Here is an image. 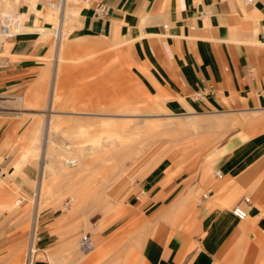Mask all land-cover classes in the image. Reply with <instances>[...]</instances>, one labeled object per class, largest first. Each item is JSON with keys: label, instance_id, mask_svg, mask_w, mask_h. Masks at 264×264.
Returning <instances> with one entry per match:
<instances>
[{"label": "crops", "instance_id": "1", "mask_svg": "<svg viewBox=\"0 0 264 264\" xmlns=\"http://www.w3.org/2000/svg\"><path fill=\"white\" fill-rule=\"evenodd\" d=\"M3 1L1 22L20 30L0 41V93L16 95L44 51L34 32L43 0H15V13L14 0ZM77 1L66 8L79 33L128 48L132 73L166 99L197 149L151 167L119 220L87 236L89 251L49 209L29 224L28 215L0 218V258L32 240L54 264H264V0ZM0 172L13 176V136L1 120ZM237 204L244 220L231 213Z\"/></svg>", "mask_w": 264, "mask_h": 264}, {"label": "rangeland", "instance_id": "2", "mask_svg": "<svg viewBox=\"0 0 264 264\" xmlns=\"http://www.w3.org/2000/svg\"><path fill=\"white\" fill-rule=\"evenodd\" d=\"M49 1L38 3L39 12H33L39 18L34 22L35 31L43 32L36 31V44L44 49L34 59V81L20 94L0 93V120L10 125L13 136V176L0 177V218L28 215L29 224L32 213L38 216L52 209L67 224L76 226L81 243L84 236L119 220L129 197L137 194L139 180L151 167L165 157L189 156L197 147L193 146L192 130L182 127L165 108L166 99L150 95L132 73L128 48L112 45L102 37L82 36L77 13L69 18L67 8L58 55L55 34L59 32V14L49 7ZM77 4V0H68L67 7ZM48 13L51 15L46 16ZM23 24L31 26L32 22L25 20ZM0 26L15 32L1 19ZM80 132L102 144V150L83 157V170H76V161L75 167L66 163L65 170L43 175L46 149L55 155L60 148L71 149L80 141L89 144L88 140L72 138ZM28 244L20 250L10 248L0 264H26ZM46 261L54 264L36 249L30 264Z\"/></svg>", "mask_w": 264, "mask_h": 264}, {"label": "bare ground", "instance_id": "3", "mask_svg": "<svg viewBox=\"0 0 264 264\" xmlns=\"http://www.w3.org/2000/svg\"><path fill=\"white\" fill-rule=\"evenodd\" d=\"M4 2V1H3ZM14 2H15V0H14ZM18 2V1H17ZM67 2H68V0H64L63 1V4H62V6L60 7V8H56V7H53V8H51V9H54V10H56L57 11V13L59 14V19H58V22H57V31L59 30V32L57 33V34H55L56 35V38H57V41H58V47H57V54H58V52H60L61 50V48H60V42H61V40H62V37L64 36V34H62V32H61V30L59 29V25H60V23H61V20H63L62 19V16H64V15H62L63 14V11L65 10V8L67 7ZM15 5V4H14ZM6 5H5V3H3V4H0V8H3V9H5L6 7H5ZM7 6H9V5H7ZM10 7V6H9ZM8 7V8H9ZM7 8V9H8ZM12 8V7H11ZM15 8V7H14ZM5 10V11H7L8 12V10ZM12 10H13V8H12ZM6 12V13H7ZM13 12V11H12ZM9 13H10V11H9ZM8 13V14H9ZM75 13V12H74ZM69 14V13H68ZM67 15V14H66ZM71 15V14H70ZM70 15H68V16H70ZM16 16V15H15ZM72 16V15H71ZM65 17V16H64ZM63 17V18H64ZM67 18V17H66ZM66 18H64V20L66 19ZM67 20V19H66ZM8 27V26H7ZM13 31H16L17 30V28L19 27L18 26V21H16V20H14L13 21ZM8 29V28H7ZM11 29V28H10ZM19 30H20V28H18V32H19ZM21 30H22V28H21ZM36 31H39L40 33H41V31L40 30H36ZM35 30H34V32H36ZM7 32H8V34L9 35H11V36H13V34L12 33H9V31L7 30ZM38 33V32H37ZM43 33V32H42ZM41 33V34H42ZM2 37V36H1ZM59 55V54H58ZM57 55V56H58ZM59 57V56H58ZM59 59H60V57H59ZM57 60V59H56ZM61 61V60H60ZM57 62V61H56ZM58 64H59V62H58ZM57 67H58V65H57ZM56 67V68H57ZM59 70V69H58ZM56 74H57V72H56ZM56 74H54L55 76H56ZM54 76V77H55ZM53 77V78H54ZM57 81V80H56ZM56 83V82H55ZM55 87V86H54ZM57 87V86H56ZM29 98V97H28ZM54 100H53V98H51V102H53ZM50 102V103H51ZM50 108H51V106H50ZM150 108V107H149ZM88 111V110H87ZM136 111H138V112H142L143 114H150V113H152V111L151 110H136ZM135 111V112H136ZM130 112V111H129ZM95 115V114H94ZM91 116V115H90ZM104 116V115H103ZM189 116V115H188ZM186 117V116H185ZM87 119H89V118H87ZM79 120V119H78ZM193 120V119H192ZM191 120V121H192ZM189 121H190V119H189ZM183 122V121H182ZM190 123V122H189ZM192 123V122H191ZM191 123H190V125H191ZM170 124V123H169ZM149 125V124H148ZM150 126V125H149ZM150 128V127H149ZM157 133V132H156ZM151 134V133H150ZM155 134V133H154ZM111 136H108L107 138H110ZM129 137V136H128ZM127 137V138H128ZM73 139H78V140H82V139H85V140H88V142H89V144H86L85 142H83V141H80V142H77V143H75V144H73V146H72V148L70 149H68L67 147H69L70 146V143L68 144L69 146H66V148L67 149H62V148H58L59 149V151L57 150V152H56V150H55V152H56V154L55 155H51V154H54V153H52V151H49V149L47 150L46 149V153H45V157H43V159H42V171L44 170V172H42L43 173V175L44 174H46V172H47V174L49 173V172H57V171H60V170H63L64 168H65V164L67 163L68 165H70L71 167H75L77 164H76V161H78L79 162V165H77L78 167L76 168V170L77 171H80L82 168H83V165L81 164V162H82V159H83V157L87 154V153H90L91 154V152H94V151H97V150H102V148H101V146H102V144H100L97 140H94L93 138L92 139H88V138H85L84 137V135H83V133H79V134H77V135H75L74 137H72ZM120 138V137H119ZM118 138V139H119ZM129 138H132V136L131 137H129ZM113 139L114 138H112V140L111 141H113ZM117 139V138H116ZM117 139V140H118ZM135 139V138H134ZM122 140V139H121ZM129 140V139H128ZM132 140V139H131ZM70 141V140H69ZM109 140H107V142H108ZM114 141H115V139H114ZM116 142V141H115ZM120 142V141H119ZM108 143H110L111 144V142L109 141ZM107 143V147H108V144ZM116 144H117V142H116ZM124 144V143H123ZM115 145V144H114ZM117 145H119V144H117ZM53 146V145H52ZM50 147V146H49ZM118 147V146H117ZM115 148H116V145H115ZM55 149V148H54ZM51 150V149H50ZM112 151V150H111ZM49 152H51V154L49 153ZM54 152V151H53ZM100 152H102V151H100ZM73 155L74 156V159H68L67 157H68V155ZM89 154V155H90ZM44 155V154H43ZM87 156H88V154H87ZM91 156V155H90ZM47 157H49V160H47L48 158ZM72 163V164H71ZM65 170V169H64ZM83 170V169H82ZM111 170V169H110ZM111 172V171H110ZM60 174V173H59ZM108 174V173H107ZM49 175V174H48ZM90 178V177H89ZM44 179V178H43ZM56 181V180H55ZM63 185V184H62ZM65 186V185H64ZM66 187V186H65ZM41 192V191H40ZM35 194V193H34ZM31 241V250L33 251V248H34V243H33V241L32 240H30ZM82 244V243H81ZM81 247H82V245H81ZM31 262H30V258H29V260L28 261H26V264H30Z\"/></svg>", "mask_w": 264, "mask_h": 264}, {"label": "built area", "instance_id": "4", "mask_svg": "<svg viewBox=\"0 0 264 264\" xmlns=\"http://www.w3.org/2000/svg\"><path fill=\"white\" fill-rule=\"evenodd\" d=\"M63 1L64 0H50L49 1V7L50 8H53V7H56V8H60L63 4ZM84 2H89L90 0H83ZM247 2H251V0H247ZM102 10V9H101ZM0 36H2L3 38H6V37H10L11 35L8 34L7 32V29L3 26H0ZM205 92H207L208 94H212V90L211 88H206L205 89ZM193 98L195 100H199L200 99V94L199 93H195ZM72 164V163H71ZM216 175L218 176V172L216 173ZM2 176L1 172H0V177ZM242 203L245 204V205H249V199L248 198H243L242 200ZM231 213L239 220H244L246 217H247V212H246V209L243 208L240 204H237L235 205L232 209H231ZM81 245H82V249L84 251H89L90 248H91V244H90V241L89 239L87 238V236H84L82 239H81ZM36 253V246L34 244V248H33V251L31 250V241L29 242L28 244V247H27V254H26V259L27 261L29 260L30 258V262H31V258L33 257V255Z\"/></svg>", "mask_w": 264, "mask_h": 264}]
</instances>
